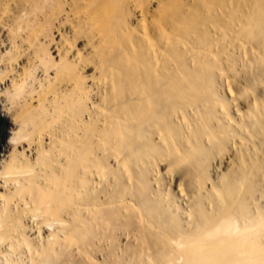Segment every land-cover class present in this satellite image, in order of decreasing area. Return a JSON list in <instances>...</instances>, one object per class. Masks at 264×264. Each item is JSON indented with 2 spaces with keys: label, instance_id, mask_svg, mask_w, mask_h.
<instances>
[{
  "label": "bare ground",
  "instance_id": "bare-ground-1",
  "mask_svg": "<svg viewBox=\"0 0 264 264\" xmlns=\"http://www.w3.org/2000/svg\"><path fill=\"white\" fill-rule=\"evenodd\" d=\"M149 1L0 0V264H96L138 224L156 264H264V214L243 220L264 171L207 188L217 146L264 129L256 101L230 114L264 0Z\"/></svg>",
  "mask_w": 264,
  "mask_h": 264
},
{
  "label": "rangeland",
  "instance_id": "rangeland-1",
  "mask_svg": "<svg viewBox=\"0 0 264 264\" xmlns=\"http://www.w3.org/2000/svg\"><path fill=\"white\" fill-rule=\"evenodd\" d=\"M163 2L164 0H150L149 3L145 4V7L148 11V17L150 16V19H152L151 17H154L153 20H158L157 18H160V13L163 10ZM81 12L85 13L86 11L83 9ZM132 24V26L136 27V23L134 21ZM89 25V23L83 25V27L87 29L85 30L87 34H89L88 32L91 28ZM84 40L85 39H82L80 41V48H82L81 46ZM253 44H256L255 41ZM251 46L252 45H249L247 48L251 50ZM254 53H256L255 57H257V51H254ZM97 59L98 57H95L94 64H89L88 75H95L96 80L93 81V78H90V80L99 84L100 80L98 79V71H96L97 74L93 73L94 67L96 68L95 61H97ZM251 62L252 61L249 59L245 61L246 66L244 67V71H241L240 74L242 76L241 81L233 84V97L235 94H237L239 100L235 103L236 106L231 104L230 114L236 122L239 121V117L235 114V110L238 114L246 117L247 114L253 110V103L255 101L264 107V76L260 77L259 74L263 73L258 71V69L260 70L264 68V63H262V61H259V63ZM92 83L90 85H92ZM227 97L231 102L232 99L229 94H227ZM247 135L249 141L244 144H240L238 141L235 144L229 145L227 148L221 149L217 146L216 150H214L213 160L209 169L211 181L207 182V188H210L211 185L214 184L218 189H220V187L231 176V174L234 173L238 167H240L242 162L243 165L257 164L258 167L260 166V170L264 171V129L261 126L251 125ZM6 139L7 133L3 141ZM160 170L165 172L164 167H161ZM165 189L170 190L171 193H177L178 190L177 184L173 186V183L171 184L169 180L167 181V179L165 180ZM252 190L253 192L250 193L245 199L246 208L249 210L247 216H245L243 219L246 223L250 221L249 217L255 218V211L257 209H259L264 214V179L257 182ZM146 224L147 225L145 226H149L148 230L150 231L149 223ZM239 225H241V223H239ZM133 229L134 231L132 239L130 238L127 240L125 235H121L117 240V243H115L116 245L112 247V249L110 246L106 245L103 247V249H101L102 252L90 253L89 258H91L96 264H156L155 261L147 258L146 252L148 246L146 244H142L139 239V235L143 229L142 225L138 224V227H133ZM128 244L131 246L130 249H132V253H128L127 251ZM132 254L134 256L133 260ZM82 258L86 257L76 254L74 257H72V260H76L79 261L80 264H84Z\"/></svg>",
  "mask_w": 264,
  "mask_h": 264
},
{
  "label": "water",
  "instance_id": "water-1",
  "mask_svg": "<svg viewBox=\"0 0 264 264\" xmlns=\"http://www.w3.org/2000/svg\"><path fill=\"white\" fill-rule=\"evenodd\" d=\"M6 132H7V129H6V124L4 122V120L1 118L0 116V146L6 136Z\"/></svg>",
  "mask_w": 264,
  "mask_h": 264
}]
</instances>
